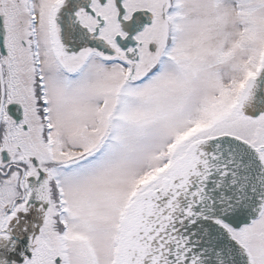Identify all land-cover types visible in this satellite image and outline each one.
<instances>
[{"label": "snow or ice", "instance_id": "6c2138e0", "mask_svg": "<svg viewBox=\"0 0 264 264\" xmlns=\"http://www.w3.org/2000/svg\"><path fill=\"white\" fill-rule=\"evenodd\" d=\"M0 264H264V0H0Z\"/></svg>", "mask_w": 264, "mask_h": 264}]
</instances>
